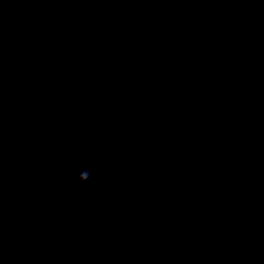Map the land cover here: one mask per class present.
<instances>
[{
	"label": "clouds",
	"instance_id": "obj_1",
	"mask_svg": "<svg viewBox=\"0 0 264 264\" xmlns=\"http://www.w3.org/2000/svg\"><path fill=\"white\" fill-rule=\"evenodd\" d=\"M75 167L76 169L79 170L77 178L80 182L87 183L91 180V176H92L91 169L84 167V165L80 162H77L75 164Z\"/></svg>",
	"mask_w": 264,
	"mask_h": 264
}]
</instances>
